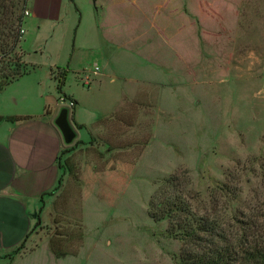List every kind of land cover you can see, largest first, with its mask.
Segmentation results:
<instances>
[{"label": "rangeland", "instance_id": "rangeland-1", "mask_svg": "<svg viewBox=\"0 0 264 264\" xmlns=\"http://www.w3.org/2000/svg\"><path fill=\"white\" fill-rule=\"evenodd\" d=\"M30 8L28 65L53 90L50 68L69 66L75 49L65 89L97 133L65 173L66 190L77 181L86 190L60 205L61 217L87 230V264H182L184 240L150 216L149 203L164 179L185 172L196 218L239 249L262 243L264 0H30ZM87 91L104 92V102ZM67 223L46 218L31 247L36 232ZM69 233L70 250L79 242Z\"/></svg>", "mask_w": 264, "mask_h": 264}, {"label": "crops", "instance_id": "crops-1", "mask_svg": "<svg viewBox=\"0 0 264 264\" xmlns=\"http://www.w3.org/2000/svg\"><path fill=\"white\" fill-rule=\"evenodd\" d=\"M25 15L20 48L24 52V61L31 65L27 62L26 53L22 48L27 19L33 15L30 0ZM73 51L75 52V49ZM74 52L70 57L69 66L50 68L53 90L47 84L42 85V81L36 78L38 67L34 65L36 69L13 83L0 81V98L4 97L7 101L0 106V264H87V230L82 231L79 228L81 225L74 224L70 218L60 216V205L87 188L86 182L77 181L70 184L66 190L67 164L78 151H87L89 136L97 134L91 122L81 118L79 100L73 94L67 93V76L63 93L75 101L76 123L85 126L77 129L72 125L75 127L77 139L83 144L77 142L79 147L74 144L68 148L69 144L64 142L55 124L61 110L67 106L66 100L58 92V83L55 90L53 70L67 68L70 73V65L75 59ZM84 72L87 74V65L81 67L77 75ZM84 78L87 80V75ZM78 82L84 87L81 81ZM87 93L91 96L99 95L101 102H104V92ZM48 97L55 98L57 104L48 103ZM63 151L67 152L61 157ZM61 176L62 185L59 186ZM50 217L68 220L69 226L56 227L41 236L36 232L35 235L39 237L36 245L31 247L34 239L29 237L31 232ZM67 231L68 234H71L70 231L76 232L75 237L79 242L77 248L69 250L65 246ZM25 242H31L29 249L20 253L18 248Z\"/></svg>", "mask_w": 264, "mask_h": 264}, {"label": "trees", "instance_id": "trees-1", "mask_svg": "<svg viewBox=\"0 0 264 264\" xmlns=\"http://www.w3.org/2000/svg\"><path fill=\"white\" fill-rule=\"evenodd\" d=\"M27 10L28 0H0V81L13 83L34 69L24 61L20 48ZM67 74V68L58 69L57 89L66 101L73 103L71 121L81 129L85 126L74 119L75 102L63 93ZM66 152L63 151L61 157ZM190 185L187 172L173 174L160 183L149 203L150 216L156 221L167 220L170 223L168 232L184 240L187 249L181 253L182 264H264V240L239 249L223 232L213 228L211 220L196 218L191 205L195 194ZM220 190L215 188L213 194Z\"/></svg>", "mask_w": 264, "mask_h": 264}, {"label": "water", "instance_id": "water-1", "mask_svg": "<svg viewBox=\"0 0 264 264\" xmlns=\"http://www.w3.org/2000/svg\"><path fill=\"white\" fill-rule=\"evenodd\" d=\"M46 100L48 103L57 104V100L53 97H48ZM55 124L60 130L64 142L70 144L75 139L76 133L69 120V110L67 108L61 110Z\"/></svg>", "mask_w": 264, "mask_h": 264}, {"label": "built area", "instance_id": "built-area-1", "mask_svg": "<svg viewBox=\"0 0 264 264\" xmlns=\"http://www.w3.org/2000/svg\"><path fill=\"white\" fill-rule=\"evenodd\" d=\"M70 105H72V106H73V103L71 102V103H70Z\"/></svg>", "mask_w": 264, "mask_h": 264}]
</instances>
